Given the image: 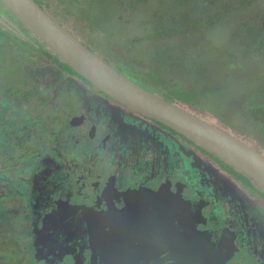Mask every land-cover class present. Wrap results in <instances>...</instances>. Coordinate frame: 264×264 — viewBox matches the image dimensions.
<instances>
[{"label":"flooded vegetation","instance_id":"flooded-vegetation-1","mask_svg":"<svg viewBox=\"0 0 264 264\" xmlns=\"http://www.w3.org/2000/svg\"><path fill=\"white\" fill-rule=\"evenodd\" d=\"M47 69L62 80L29 86L19 77L1 91L0 213L6 225L0 264L166 261V252L160 255L149 243L171 230L167 213L204 232L211 252L229 248L225 264H264L262 185L73 69ZM115 69L264 154L258 99L238 105L217 98L206 106L200 97L211 90L183 89L175 73L170 83L165 68ZM183 92L191 93L190 100ZM105 224L113 232L107 240L112 251L103 253L98 242Z\"/></svg>","mask_w":264,"mask_h":264},{"label":"rangeland","instance_id":"rangeland-1","mask_svg":"<svg viewBox=\"0 0 264 264\" xmlns=\"http://www.w3.org/2000/svg\"><path fill=\"white\" fill-rule=\"evenodd\" d=\"M37 1L83 44L92 50L95 49L94 52L97 55H104V58H108L107 62L114 68H165L164 77L170 83L176 80L173 77L175 73L177 81L181 83L183 89L194 88L201 91L202 88L207 87V90H211V93H202L200 97L202 104L206 106L213 105L217 98L226 100L230 104L238 103V105H240L239 103H254L257 99L264 101V91L262 90L264 88V49L253 52H250V49H245L247 46L245 42L253 45V41L250 39L251 36L249 38V35L245 34L241 28L242 15L239 19L234 20L239 28L236 27V24L230 23L233 21L229 17L223 21L226 23L208 26L209 28L181 32L170 37H150L149 34L154 33L153 26L163 22L155 11L157 0H142V2L132 0ZM1 8L4 10L2 5H0V29L6 27L12 32L14 28L8 26L6 18L1 14ZM245 10V13L247 11L254 13L259 10L263 12L264 0L254 2L251 7ZM87 26L93 29L95 34H91L96 36V40L92 39L89 34L90 28H86ZM15 35L19 36L20 34L15 33ZM4 36L12 44L17 45V42L9 35L4 34ZM241 41L245 42L242 44ZM225 47L229 52L235 54L230 57L227 56L226 51L223 52L224 56L221 55L222 52L213 53L214 49ZM155 51L167 55L166 60L159 63L161 59H154ZM190 58L192 62H199L201 65L187 68L185 64L190 62ZM42 61L45 60L41 58L40 61L36 54L29 51L26 62H23L22 68L24 69H21L26 73L3 74L1 79L12 84L13 78L21 77L29 86L34 82L42 83L41 80L45 82L61 81L63 77L47 69L51 66ZM206 66L207 68H205ZM3 80H1L3 89L11 86H4ZM44 86L42 85L43 88H45ZM219 88H223V92ZM227 113L230 114V109H227ZM257 132L264 140V125ZM2 219L0 213V232L1 224H5Z\"/></svg>","mask_w":264,"mask_h":264},{"label":"water","instance_id":"water-1","mask_svg":"<svg viewBox=\"0 0 264 264\" xmlns=\"http://www.w3.org/2000/svg\"><path fill=\"white\" fill-rule=\"evenodd\" d=\"M0 2L59 59L99 90L176 129L264 187V154L259 150L209 122L163 101L127 78L83 44L35 0H0ZM111 214L109 213V216ZM115 217L126 220L128 215ZM180 218L182 222L169 213L164 216L171 230L162 232V236L149 245L150 248L156 246L160 255L166 252V261L160 260L151 264H225L224 254L229 248L224 247L219 252H211L209 238L205 233L196 231L194 223L193 228L186 217L180 215ZM108 226L110 224H105L102 228V241L98 242V248L101 246L103 253L107 250L112 251L107 240L111 238L113 232L106 229ZM126 235H130L129 229ZM157 235L158 232L155 233V237ZM152 239H154L153 235L150 242ZM149 254L153 256L151 250Z\"/></svg>","mask_w":264,"mask_h":264},{"label":"trees","instance_id":"trees-1","mask_svg":"<svg viewBox=\"0 0 264 264\" xmlns=\"http://www.w3.org/2000/svg\"><path fill=\"white\" fill-rule=\"evenodd\" d=\"M35 1L38 2L37 0ZM132 1L142 2V0H132ZM256 1L259 0H157L155 11L157 16L163 22H159L158 24H155L153 26L154 33L152 35L149 34V36L170 37L172 35L179 34L181 32L193 31L200 28H207L208 26L211 27L220 23L221 24L226 23L223 21H226L227 18L229 17L233 21L230 23L236 24L234 20L236 18L239 19V17L242 15L240 19V21L242 22L241 28L245 34L249 35V38L251 36L250 39H252L253 41V45H249L247 41L246 42L244 41L247 44V46H245V49L246 50L250 49V52L262 48L264 49V44H263L264 11L262 12L261 10H259L254 13H250L248 11L246 13L244 12L245 9L251 7L252 4ZM0 5H2L4 8V10L1 8L2 9L1 14L3 15L4 18H6L7 20L6 22L8 23V26L14 28L12 32L7 30L6 27H1L0 29L2 33V34L0 33V83L1 80H3L1 79V75L3 74L20 75L26 73V71H21L20 68L24 66L23 62L24 63L26 62L29 51H32L33 54H36L38 58H40V61L41 58L44 59L45 61L42 62H45V64L51 66L49 68H60L63 72L67 74H69L70 71L73 72L72 68H70L61 59H59V57L52 50H50L13 12H11L1 2ZM236 27L239 28L237 24ZM86 28H90V27L87 26ZM15 33L20 35L19 36L15 35ZM91 33H94V31L93 29L90 28L89 34ZM4 34L9 35V37L15 40L17 42V45L12 44V42L8 38H6ZM91 37L92 39L96 40V36L91 34ZM229 37L234 38L233 36H229ZM241 42L242 44L244 43L243 41ZM23 48H27V49H23ZM224 51H226L227 56L230 57L231 55L235 54L229 52L227 50V47L223 49L220 48L218 50L214 49L213 53L222 52L221 55L224 56L223 54ZM102 57L104 58V55H102ZM166 58L167 55L162 54V52L160 51H155L154 59H161L159 60V63H162L161 61L166 60ZM104 60L108 61V58L105 57ZM31 61L34 62L32 59ZM209 61L211 60L209 59ZM185 65L187 66V68H194V66L198 67L201 64L199 62H192L190 58V62H186ZM205 68H207V66ZM201 70H204V68H201ZM15 80L16 79L13 78L12 82H14ZM3 82L5 84V80H3ZM1 88L3 90V84L1 85ZM6 88L11 89L10 87H6ZM219 89L222 91L223 88H219ZM262 90L264 91V88H262ZM182 96L186 100H190L189 97L191 96V93L183 92ZM254 107L256 108L257 117L262 122V124H264V101L257 100L254 104ZM0 144H1V96H0ZM262 151L264 152V150ZM242 174L244 176L249 177L243 172ZM0 210H1V206H0Z\"/></svg>","mask_w":264,"mask_h":264},{"label":"bare ground","instance_id":"bare-ground-1","mask_svg":"<svg viewBox=\"0 0 264 264\" xmlns=\"http://www.w3.org/2000/svg\"><path fill=\"white\" fill-rule=\"evenodd\" d=\"M183 135V134H182Z\"/></svg>","mask_w":264,"mask_h":264}]
</instances>
